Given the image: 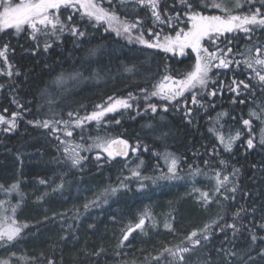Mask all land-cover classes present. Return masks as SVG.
<instances>
[{"label": "trees", "instance_id": "trees-1", "mask_svg": "<svg viewBox=\"0 0 264 264\" xmlns=\"http://www.w3.org/2000/svg\"><path fill=\"white\" fill-rule=\"evenodd\" d=\"M96 2L106 9L115 6L121 17L127 15L133 21L138 15L145 21L141 25L145 39H152L147 34L148 28H152L154 32L163 28L162 35L171 33L167 25L152 24L151 12L147 7H137L133 12L131 5L127 11L120 8L119 0H113L112 5L108 0ZM222 3L228 7L235 4L233 0H222ZM173 5L176 11L183 10L179 0H167L169 14H172ZM257 8H261L264 13L261 4ZM205 9L201 7L199 10L206 14ZM243 9L245 13L255 10L249 11L246 7ZM69 15L73 16V21L82 30L89 33L86 37L77 40L66 31L59 40L43 36L32 40L27 28L20 32L12 28L0 31V48L5 43L9 45L8 62L14 66L13 73L17 70L19 72L18 75L7 76L8 65L0 58V85H4L0 88V115L10 118L12 112L21 111L14 100L28 110L18 119L15 130L5 132L3 129L6 125L0 124V200L9 196V192L4 189L18 184V190L12 192L14 203L21 201L16 216L21 223L30 226L16 241L0 242V259H6L9 264H48L49 259L54 264H155L152 257L159 255L164 248L187 246L185 237L193 228L210 224L218 216H224L222 224L231 223L232 213L238 208L251 209L255 206V213L241 214L237 223L245 227L235 237L230 229L220 233L214 225V238L209 251L216 253L217 248H231L238 256L233 264H245V261L247 264H264V256L259 254L260 249L264 248V242L259 239L256 244L251 242L253 231L258 237H262L259 224L264 223V169L260 167L264 165V145L259 143L264 130V90H261L258 80L251 77L256 71L264 74V69L260 66L247 68L243 64L245 55H242L247 48H252L253 56L258 54L255 52L256 47H261L264 52V26L254 27L251 33H225L220 38L219 47L225 51L231 47L232 53L228 58L241 61V64L237 66L233 63L228 70H219L218 78L217 70H213L211 75L216 79V84H210L208 91L219 89L222 81L223 94L218 92L215 97L199 94L198 99L205 107L192 105L191 94L185 96L188 107L193 111L190 118L192 122L188 123L183 106L179 111L170 106L167 114L145 112L147 103L160 106L161 102L157 97L145 102L140 89L151 91L157 78L165 74L166 64L173 69V75L175 69L193 64L195 56L191 49L185 50L184 57H180L178 53H164L135 41L129 43L126 38L116 36L115 32H106V24L89 22L87 17L82 16V10H61L62 20H66ZM180 27L184 25L181 24ZM46 42L52 45L47 52L43 50ZM77 44L81 46L75 47ZM206 46L210 51L213 50L212 45ZM92 48L99 49L95 57L88 56V51ZM33 50H36L35 55L32 54ZM89 61L91 68L100 71L102 79H81L79 82L67 81L60 85L55 83L61 73L68 75L76 70L83 72L84 77H90L91 73L84 71L89 66ZM125 66H134V69L132 72H125ZM233 79L244 80L251 86V90L245 92L241 88L242 94L237 97L229 91ZM74 83L78 84L75 93L72 96L65 95V88ZM128 93L138 97L132 109L109 113L99 124L89 123L88 132L75 128L72 139L81 135L83 143H91L89 136L107 134L112 137L123 136L130 144L139 140L142 145L148 146V151H144L143 147L138 151V157L144 161L142 176L159 177L165 163L162 154L173 153L180 158V173L186 171L194 174L199 169L205 178L196 179L204 182L208 178L210 182H214L215 172L226 174L229 177L227 188H231L238 180L239 190L235 193V200H224L221 193L212 191L213 184L209 187H203V184L198 186L197 180L156 188L146 185L143 189L134 190L138 183L134 178L126 182L127 190L110 197L107 204L101 203L99 207L85 212L84 204L95 200L105 188L117 186V180H122L125 174L123 165L129 156L109 162L106 154L101 152L102 159L97 162L95 156L100 150L94 149L82 152L81 155L88 157L82 170H70L64 163L62 145L50 129L36 127L28 121L52 118L53 113L56 114V119H68L70 111L82 115L97 110L95 106L105 104L109 96L127 97ZM253 110L260 114V119L250 116ZM221 112H226L227 115L217 123V114ZM161 116L164 117L163 120ZM245 119L251 121V131L243 124ZM116 120L120 123L113 124ZM148 123H152L154 129L146 128ZM210 129L213 130L209 131ZM237 131L241 133L240 139L233 144L230 152H226L217 133L227 138ZM162 133L167 135L162 137ZM250 137L254 140V149L247 148L246 142ZM221 160L225 163L221 164ZM205 161L208 163L205 164ZM233 168L239 169L238 177L230 175ZM38 180L46 183L38 184ZM61 183L63 188L51 194ZM201 188L209 190L212 196L210 203L205 204L200 199L199 194L203 192ZM227 188L222 193L226 191L225 194L232 195ZM31 196L36 201H32ZM151 206L156 211L152 216L157 217V228H150L146 233L135 230L121 246L123 232ZM82 211L84 214L81 219L79 216ZM205 221L208 223H203ZM147 222L148 219L145 227ZM165 223H170L172 227L166 229ZM98 251L100 255H95ZM196 253L199 251L187 257L191 264H195ZM249 254L251 260H248ZM167 259L165 254L161 264H166Z\"/></svg>", "mask_w": 264, "mask_h": 264}, {"label": "snow or ice", "instance_id": "snow-or-ice-1", "mask_svg": "<svg viewBox=\"0 0 264 264\" xmlns=\"http://www.w3.org/2000/svg\"><path fill=\"white\" fill-rule=\"evenodd\" d=\"M252 3L253 0H248ZM261 6L264 7V0H260ZM110 5L113 4V0H108ZM179 4L182 6V11H176L175 5H173L172 14H169V9L166 6L167 0H119V7L128 10V6L131 5V10L136 11L137 7H147L151 12V21L154 26L156 25H167L171 29V33L163 34V28L158 31H153L152 28L147 29V34L152 37L151 40L145 39L144 29L141 27L145 21H142L137 15L136 19L130 20L127 15L121 17L116 7L111 9H106L97 3L96 0H0V31L6 29H15L16 32L23 30L24 26H28L31 29L32 40H37L38 36L43 37H55L57 40L60 39L61 35L66 31L79 40L80 38L86 37L89 33L82 30L78 23L73 21V16L69 15L66 20L61 19L62 9H72L73 11L82 10V16L87 17L89 22H95L97 24L104 23L107 25L105 31L115 32L116 36H123L128 40L129 43L135 41L140 45H144L150 49H160L164 53H172L173 55L179 54L180 57L186 56V49H191L192 53H195L194 63L186 66L183 69H175V75H173V69L170 65H165V74L152 86V90L140 89L143 94V99L145 102L149 101L152 97H157L161 102L160 106L156 103H147L145 112L150 111L153 114L169 112L170 106L179 111L181 107L184 108V117L188 123H191L190 119L193 115L191 107H188V101L185 98V93L191 94V104L197 107H205V105L198 99L199 93L202 91L208 96L215 97L218 92L223 94V82L221 81L219 89L213 88L208 91L210 84H216V79H213L211 73L213 70L216 71L217 78L219 77V70H228L230 65L235 63L237 66L241 64V61H234L229 59V54L232 53V48L228 47L225 51L219 47L218 41L225 33H233L237 31H242L244 33H251L256 26H264V13L261 12V8H256L254 11L247 14H233V9H230L222 3V0H179ZM163 6V7H162ZM213 8L220 9L223 13L222 15H206L203 14L199 9ZM235 9L242 8L239 0H236ZM183 24L184 27H180ZM135 33V34H134ZM174 33V34H172ZM231 43V41H229ZM212 45L213 50H209L206 46ZM77 44L75 47H80ZM52 47L49 43H44L43 50L47 52ZM39 48V45H37ZM8 49L9 45L5 43L2 48H0V58H3L5 64L8 65V70L6 75L11 77L12 75H18L13 73V65L8 62ZM262 51L261 47H256L255 52L260 53ZM99 52L98 48H92L88 51L89 57L97 56ZM33 55L36 54V50H33ZM245 59L243 64L249 69H253L254 65H259L261 69H264V58L261 56L252 55V48H247L245 53ZM182 63V61H179ZM89 66L84 68V71L91 73L90 77H84L83 72L76 70L71 74L65 75L61 73L57 78L55 83L64 84L67 81L79 82L81 79H102L100 71ZM134 66H125V72H132ZM2 71V70H0ZM252 79L258 80L261 90H264V74L260 71H256L255 75L251 77ZM4 85H0L3 88ZM241 88L245 92L251 90V86L245 83L244 80L237 81L232 80L229 86V91L236 94L238 97L241 95ZM47 93H42L46 95ZM138 100L137 96L132 93H128L127 97H117L109 96L105 104L96 105V109L91 113L84 116H80L78 112H68V119H56V114L53 113L52 118L48 119H36L33 121H28L29 124H33L36 127L50 129L53 136L59 141L63 147L64 163L69 166V169L82 170V166L87 162L88 157L81 155L82 152H91L94 149H99L95 156V160L99 162L102 159L101 152L106 153L107 160L111 162L116 157H128L129 152L136 154L143 147L144 151H148L147 145H142V142L137 140L135 145H131L127 139L120 136L112 137L110 135H97L95 137L89 136L88 139L91 143H79L73 144L70 140L61 139L60 133H63L64 137H72L73 130L79 128L83 130L87 122H99L109 113H119L121 110L127 111L133 108ZM183 100V104H182ZM17 107L21 109L20 112H12L11 117L8 118L4 115H0V124L6 125L3 131L11 132L18 127V119L22 117L24 111H28L23 108L17 101ZM236 100H233L235 103ZM51 103V101H49ZM244 103V101H240ZM138 108V104H137ZM7 112V109L4 110ZM264 112V109H262ZM140 112H137L139 115ZM226 112H221L217 114L216 122L226 116ZM250 116L260 119V114L256 111H251ZM161 116V120H163ZM211 119V118H210ZM116 124L120 121L116 120ZM243 124L249 127L251 131V121L249 119L243 120ZM148 129H154L152 123L145 125ZM210 129L209 131H212ZM166 133H162L161 136H166ZM241 133L237 131L235 135H228L227 138L223 134L217 133V138L223 145L226 152L232 150L233 144L240 139ZM83 140L84 138L81 137ZM247 148L254 149L255 144L253 138L247 140ZM259 143L264 145V130L260 136ZM163 159L167 164V173L161 174L159 177H147L142 176L141 168L144 166V161L136 165V168L131 169V177L136 178L140 181V187L144 188V181L150 180L155 184L158 180H171L178 178V166L180 163V158L173 153H163ZM205 164L208 161L204 162ZM221 164L225 162L220 161ZM100 166V165H98ZM255 167V166H254ZM264 169V165L260 166ZM199 169L196 170L194 175H199ZM230 175H239V169L233 168ZM128 178L121 180L117 186H109L100 192L95 200H90L84 204V209L87 211L89 207H99L101 203L107 204L110 197H115L122 190H127L128 185L125 182ZM217 186L215 192L221 193L224 200H235V193L239 190L238 180L236 183L232 184L231 188H227V183L229 182L228 176H224L220 179V173L216 174ZM41 184L46 183L45 181H40ZM2 188V186H0ZM63 188V183L57 186L59 190ZM221 188H227V191L231 193V196L224 195L221 192ZM18 190V184H13L8 189H4L6 192H13ZM198 191V190H197ZM200 199L203 203L208 204L212 201V196L209 192H200ZM248 195V193H244ZM219 203V201H217ZM6 201H0V242L11 243L19 239L24 230L29 227L27 223H21L16 218L17 209L20 206L19 203L11 207V214H8V209L4 207ZM256 208L253 206L251 209H245L243 207L238 208L232 213L231 223H221L224 220V216H218L210 224H205L203 229L191 232L186 240L188 242L187 246L176 247V248H164L162 252L152 257L155 262H160L167 254L166 264H191L187 257H191L194 252L199 251L201 256L195 261V264H233V260L238 259L237 252L233 251L231 248H217L215 249L217 254V259L212 260L209 255V247L214 238L213 226H216V231L224 233L226 230H231L233 237L241 231L245 225L237 223L241 219V214H252L255 213ZM150 219V213L147 211L141 215L138 223L135 227H128L126 231L123 232L122 239L120 240V245L123 246L126 241H128L129 236L135 230H142L145 227V220ZM155 226V225H153ZM89 227H93L89 225ZM164 227L170 229L172 225L170 223H165ZM259 228L264 230V223L259 224ZM251 231V230H250ZM264 242V237H258L253 231L251 234V242L256 244L257 240ZM225 240L228 238L225 236ZM230 242V241H229ZM183 243V242H182ZM223 243V242H222ZM119 255V253H117ZM261 256H264V248L260 249ZM14 255V254H13ZM95 255H100V252H96ZM252 257L249 254L248 260ZM0 264H9L7 260H0ZM48 264H54V261L49 259ZM247 264V261H245Z\"/></svg>", "mask_w": 264, "mask_h": 264}, {"label": "rangeland", "instance_id": "rangeland-1", "mask_svg": "<svg viewBox=\"0 0 264 264\" xmlns=\"http://www.w3.org/2000/svg\"><path fill=\"white\" fill-rule=\"evenodd\" d=\"M235 3H236V0H233ZM16 2H18V0H16ZM218 2H220V0H218ZM239 2L241 3V5H242V8H240V9H235V4L234 3H232V5L230 6V7H228V6H226V7H228V8H230V9H233V14H247V13H245V11H243L244 9V7H246L247 9H249V11L250 10H254V9H256L257 8V5L258 4H261V2H260V0H253V2L252 3H249L248 2V0H239ZM99 3V2H98ZM100 4V3H99ZM225 6V5H224ZM109 9V8H108ZM0 10H2V8H0ZM205 10H207V12H206V15H222L223 13L221 12V10L220 9H213V8H206ZM24 28H27L28 30H29V32L31 33V29L28 27V26H24ZM135 34V33H134ZM123 37V36H122ZM257 55H259V56H261V58H264V52L263 51H261L260 52V54L258 53ZM194 56H195V53H194ZM194 59H195V57H194ZM194 63V62H193ZM258 66L259 65H254V68H258ZM257 70V69H256ZM163 76V75H162ZM161 76V77H162ZM161 77H159V78H157V80H156V82L157 81H159L160 79H161ZM155 82V83H156ZM154 83V84H155ZM60 85V84H59ZM77 87H78V84H73V85H71V86H69V87H67V88H65V95H73L74 93H75V91H76V89H77ZM188 94H190V93H185V96L186 95H188ZM199 94H202V95H206V94H204L202 91L199 93ZM92 111H94V110H92ZM92 111H90V112H87V113H85V114H82V115H80V116H84V115H86V114H88V113H91ZM52 117V116H51ZM93 122H95V121H93ZM89 123H91V122H87L86 124H85V126H84V128H83V132H88V124ZM113 124H115V122H113ZM147 128V127H146ZM153 132V131H152ZM60 135V138L61 139H67V140H70L73 144H79V143H83L82 142V139H81V135H79L77 138H75V139H72V137H64V135H63V133H60L59 134ZM104 135H106V134H103V135H101V136H104ZM90 142H91V140H90ZM131 145H135V143H132ZM63 147H64V145H62V153H63ZM99 150V149H98ZM168 153V152H167ZM82 154V153H81ZM106 154V153H105ZM139 155H138V153H136V154H133V153H131V151H130V154H129V157H128V159L125 161V163H124V165H123V168H124V170H125V174L123 175V178H122V180H124V178H128L125 182H130V180L131 179H134V178H132L131 177V172H130V170L131 169H134V168H136V165L140 162V158L138 157ZM71 170H75V169H71ZM167 173V164H166V162L164 163V169L162 170V174H166ZM216 174H217V172H215L214 173V177H215V180H214V182H210V179L208 178L207 179V182H204L202 179L200 180V179H196V178H201V177H203V178H205V176H203L202 174H199V175H194L193 173H190V172H183V173H180V172H178L177 173V176H178V178H176V179H171V180H164V179H161V180H159V182L157 181L155 184H153L150 180L149 181H144V184H145V186L147 185V186H151V187H153V188H156V187H160V186H166V185H170V184H173V183H176V182H189L190 183V181H196L197 180V182L199 183V185L198 186H201L200 184H203V187H205L206 185L209 187V185H212L213 184V186H212V191L213 192H215V188H216V186H217V179H216ZM224 176H227L226 174H224V175H220V179L222 180L223 179V177ZM229 178V177H228ZM120 181L121 180H117V182H118V184L120 183ZM38 182V184H40V181L38 180L37 181ZM137 185H136V187H135V189L134 190H140V189H143V188H141L140 187V181L139 180H137ZM148 183V184H147ZM202 190L201 191H209L208 189H204V188H201ZM223 189L224 188H221V192H223ZM192 191H194V190H192ZM55 191H51V194L52 193H54ZM194 193V192H193ZM226 193V191H224V195H228V194H225ZM12 195H13V193L12 192H9V196L7 195V199H1L0 201H6V204L4 205V207H6L7 209H8V214H11V207L12 206H14V205H17V203H14V200H15V198H13L12 197ZM228 196H231V195H228ZM221 197L223 198V196L221 195ZM31 199H32V201L33 200H35L36 201V199H35V197L34 196H31ZM220 200V199H219ZM216 201H217V199H216ZM221 201V200H220ZM9 203V204H8ZM14 203V204H13ZM18 203H19V205L21 204V201H18ZM203 206H206L205 204L203 205ZM19 208V207H18ZM206 208V207H205ZM204 208V209H205ZM93 209V207H89V209L87 210V211H85V212H89V211H91ZM17 212H18V209H17ZM143 212H145V210H143ZM147 212L148 213H150V216H151V218L150 219H148V222H147V226L146 227H144V232L142 231V230H140V232H143V233H146V231H149L150 230V228L152 229V230H155L156 228H157V217H155V216H152V214L153 213H156V211H155V209L151 206V207H148V210H147ZM83 211L80 213V218L82 219L83 218ZM16 215H17V213H16ZM140 217L141 216H138V219L135 221V222H133V223H131V224H129V225H132V224H134V223H136L139 219H140ZM16 218H17V216H16ZM70 221H71V219H70V217L68 218ZM147 219V218H146ZM18 221H19V219H17ZM77 221H79V219H77ZM20 222V221H19ZM203 223H208V222H203ZM153 225H155V226H153ZM205 225V224H204ZM204 225H199L198 227H196V228H193L192 229V231L191 232H193V231H197V232H199V230H201V229H203V226ZM202 226V227H201ZM129 227V226H128ZM127 227V228H128ZM28 228H30V226L28 227ZM191 232H189V234L191 233ZM189 234H187V236L189 235ZM186 236V237H187ZM186 237H185V240H186ZM262 237H264V230H262ZM186 242H187V240H186ZM209 251V250H208ZM209 255H210V257H211V259L212 260H216V258H217V254L216 253H211L210 251H209ZM201 256V253L199 252V253H196L195 255H194V257H195V259H197L198 257H200ZM193 257V258H194ZM0 260H6V259H0ZM153 263H155V264H161V261L160 262H153Z\"/></svg>", "mask_w": 264, "mask_h": 264}, {"label": "water", "instance_id": "water-1", "mask_svg": "<svg viewBox=\"0 0 264 264\" xmlns=\"http://www.w3.org/2000/svg\"><path fill=\"white\" fill-rule=\"evenodd\" d=\"M120 137L124 138L123 136H120ZM124 139H126V138H124ZM129 153H130V152H129ZM116 158H119V159H125V157H116ZM116 158H115V159H116ZM126 158H127V157H126ZM138 221H139V220H138ZM138 221H137L136 223H138ZM145 221H146V220H145ZM136 223L130 225L129 227H133V228H134ZM126 230H127V229H126ZM126 230H125V231H126Z\"/></svg>", "mask_w": 264, "mask_h": 264}, {"label": "bare ground", "instance_id": "bare-ground-1", "mask_svg": "<svg viewBox=\"0 0 264 264\" xmlns=\"http://www.w3.org/2000/svg\"><path fill=\"white\" fill-rule=\"evenodd\" d=\"M201 111V110H200ZM50 167V166H49ZM259 169V168H258ZM257 173V172H256ZM72 186V185H71ZM68 193V192H67ZM158 207V206H157ZM143 208V207H142ZM158 211V210H157ZM169 212V211H168ZM159 213V212H158ZM157 215V214H156ZM163 220V219H162ZM146 222V221H145Z\"/></svg>", "mask_w": 264, "mask_h": 264}]
</instances>
